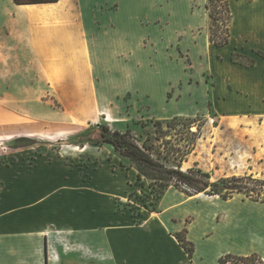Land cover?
Instances as JSON below:
<instances>
[{"label": "rangeland", "instance_id": "1", "mask_svg": "<svg viewBox=\"0 0 264 264\" xmlns=\"http://www.w3.org/2000/svg\"><path fill=\"white\" fill-rule=\"evenodd\" d=\"M111 1L88 0L91 6ZM206 3L113 0L107 4L99 26L106 27L105 46L112 49L104 58L108 65L101 63L100 70L90 75L92 85L88 89L56 85L63 79L55 74L56 68L37 66L34 71L27 54H16L5 43L0 45V198L17 183L40 190L37 196L56 205L74 204L86 197L96 223L95 245L111 242L116 250L129 254L131 264H143L138 255H148L140 245L148 239L124 223H133V211L142 215L136 219L157 226L161 232L173 229V223L190 229L197 218L192 237L197 259L203 262L195 260L193 264H218L215 256L222 248L219 242L226 235V227L218 228L213 239L203 240L200 234L205 223V237L227 218L241 222L249 215V222L262 225L264 203L242 195H234L227 203L201 194L190 198L174 188L165 192L157 206L159 212L149 214L141 199L128 201L131 192H139L133 186L136 172L122 169L119 157L109 146L78 148L69 143L100 122L122 132L129 129L141 142L147 133L155 136L151 120L179 116L186 119V125L193 122L192 132L198 129V139L182 170H202L211 181L264 174V60L252 53L264 52V0H228L230 40L223 48L208 41ZM48 8L24 6L21 11L35 16L47 14ZM14 24L21 25L13 21L11 13H5L0 22L1 42ZM116 40L129 51L113 47ZM234 51L254 58V67L244 69L233 64L230 53ZM39 70L42 79L35 73ZM49 81L55 83L50 85ZM183 130L178 125L165 140L184 149L189 136L186 132L183 141ZM19 138L29 141L15 147ZM116 204L122 211L115 215ZM123 204L130 206L123 210ZM114 217L117 221L110 224L114 227L123 222L120 231L104 234L99 230V226L109 227L106 223ZM254 237V246L264 257V246L258 236ZM153 239L161 241L157 233ZM171 252L178 253L176 248Z\"/></svg>", "mask_w": 264, "mask_h": 264}, {"label": "crops", "instance_id": "2", "mask_svg": "<svg viewBox=\"0 0 264 264\" xmlns=\"http://www.w3.org/2000/svg\"><path fill=\"white\" fill-rule=\"evenodd\" d=\"M110 3L91 6L88 0H58L55 3L41 4L49 6L47 14L33 16L30 12L21 11L27 5H16L12 0H3L0 4V22L5 13H11L13 21L21 25L14 24L13 29H8L7 26L8 34L0 41V45L5 43L7 49L15 50L16 54H27L30 60L28 64L34 71L37 66L56 68L58 72L55 74L63 77L56 85H64L69 89H88L92 85L90 75H94L97 69L100 70L101 63L108 65L105 60L112 48L106 49V27L99 24L102 15L107 13L104 8ZM122 3L124 2L121 1L120 4ZM121 44L120 40H116L113 47L129 51ZM35 73L42 79V71ZM49 74L53 73H47ZM49 82L50 85L55 83ZM133 172L135 173L134 170ZM30 188L17 183L8 191V195L0 198V264H131L129 254L116 250L111 242L105 241L102 246L95 245L96 223L88 211L86 197L75 200L74 204L60 202L56 205L52 200L37 196L35 193L40 190L38 192ZM194 197L198 196L190 198ZM113 214H118L115 207ZM248 216L241 222L227 218L217 223L212 232L209 231L211 234L208 237H205L207 225H203L204 229L200 234L203 240L213 239L218 228L226 227V235L219 242L222 248L215 256L217 263L220 257L227 254L238 257L257 254L264 262L261 251L254 246V236H258L257 240L264 246V223L255 226L249 222L251 218ZM131 219L133 223L124 222L126 226L132 232L144 234L148 239L140 243L142 248L148 250L147 256L138 255L143 264H187L186 260L193 264L195 260H201L197 259L199 253L192 237L197 218L190 229L181 227L180 223H173V229L167 232H161L157 226L144 222L137 226L134 219ZM113 220L106 223L109 227L99 226V230L103 229L104 234L120 231L123 222L112 227L117 221L115 217ZM182 230L186 231V239L194 246L191 259L174 236ZM156 233L161 241H154ZM171 238L176 241V245ZM175 248L178 251L176 255L171 252Z\"/></svg>", "mask_w": 264, "mask_h": 264}, {"label": "trees", "instance_id": "3", "mask_svg": "<svg viewBox=\"0 0 264 264\" xmlns=\"http://www.w3.org/2000/svg\"><path fill=\"white\" fill-rule=\"evenodd\" d=\"M251 2L252 0H247ZM16 5H33L55 3L58 0H12ZM205 9L208 12V41L216 48H223L230 40V22L232 19L228 0H207ZM243 51V49H241ZM252 53L264 60V52L252 50ZM230 61L244 69L253 68L256 61L242 52H231ZM155 127V136L147 133L140 142L131 135L128 129L124 132L111 129L105 123L100 122L90 125L70 139L69 143L78 148L89 146H109L120 159L122 169L132 168L135 170L133 186L139 189L128 195V201L138 198L143 201V208L148 213L158 212V204L169 188L185 194L186 196L207 195L219 197L223 201L231 199L234 195H242L253 202L264 203V174L261 177L252 175L230 176L211 181L208 173L199 169L182 170V163L186 156L191 153L194 143L198 139V129L191 131V124L186 125V119L175 116L169 120H151ZM147 123L140 122V125ZM178 125H182L185 134L183 141H186V132L189 139L184 149L178 145H171L170 140H165L172 131H176ZM163 126L167 128L164 130ZM179 133V132H178ZM180 134V133H179ZM176 135V134H175ZM182 140V139H180ZM29 141L26 138H19L14 142L15 147L23 146L22 143ZM160 143V144H157ZM169 145V146H168ZM128 167H126V165ZM148 190V193L145 192ZM141 195V196H140ZM125 210L130 205L123 204ZM122 211L117 204L115 212ZM140 212L133 211L131 217L134 223L142 224ZM185 230L176 233L174 236L184 253L191 259L194 254V246L185 237ZM219 264H264L257 254L247 257H238L231 254L219 258Z\"/></svg>", "mask_w": 264, "mask_h": 264}, {"label": "bare ground", "instance_id": "4", "mask_svg": "<svg viewBox=\"0 0 264 264\" xmlns=\"http://www.w3.org/2000/svg\"><path fill=\"white\" fill-rule=\"evenodd\" d=\"M40 6H42V5L33 4V5H27V6H25V8H26V9H34V8H38V7H40ZM32 15H34V14H32ZM172 240H174V239H172ZM174 242L176 243L175 240H174Z\"/></svg>", "mask_w": 264, "mask_h": 264}]
</instances>
